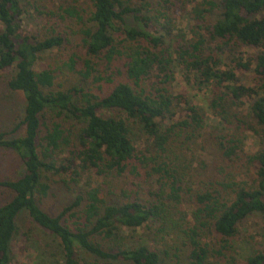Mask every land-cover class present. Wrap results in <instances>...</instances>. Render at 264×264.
<instances>
[{
    "label": "trees",
    "instance_id": "trees-1",
    "mask_svg": "<svg viewBox=\"0 0 264 264\" xmlns=\"http://www.w3.org/2000/svg\"><path fill=\"white\" fill-rule=\"evenodd\" d=\"M28 17L38 34L23 29ZM242 47L259 52L243 58ZM178 66L221 131L172 93ZM0 71L23 98L12 131L23 133L0 131L21 164L0 180V264L37 230L50 238L40 264H164L127 235L139 229L181 236L177 264H264V222L242 233L264 218V0H0ZM49 177L75 188L56 213L42 207Z\"/></svg>",
    "mask_w": 264,
    "mask_h": 264
},
{
    "label": "rangeland",
    "instance_id": "rangeland-1",
    "mask_svg": "<svg viewBox=\"0 0 264 264\" xmlns=\"http://www.w3.org/2000/svg\"><path fill=\"white\" fill-rule=\"evenodd\" d=\"M178 21L179 25L177 28L182 30L186 29V26L189 23L188 18L184 16ZM23 29L25 31L27 30L26 32L34 33L35 35L41 31V27H39L38 22L33 17L26 18ZM258 52L259 51L247 47H242L240 49V55L243 58L251 57L256 55ZM225 64L229 65L228 59L225 60ZM9 73L10 72L4 73L0 71V131L8 133L9 137H14L23 133L22 128L17 133H12L13 129L22 119L23 98L19 94H9L7 88L5 87L4 79H6ZM235 73L240 84H253L252 71H235ZM183 78L184 76L182 74V69L180 66H178L176 69L175 82L171 88L172 93L174 95L179 93L186 94L189 97L191 104L203 109L207 118L208 131H221L224 125L220 123L219 120L214 118L211 114V111H209L207 100L208 94L206 93V90L202 89V91H200L199 88L195 86L193 81L187 82ZM246 106L247 105L238 106V109L245 110ZM143 140L144 136L139 134L136 144L142 142ZM256 146L257 141L251 134H248L245 140V150L248 153H253L256 150ZM203 155H206V153H203ZM206 161L210 162L211 159L207 158ZM20 170L21 164L19 158L11 151L0 149V180L9 177H16L20 173ZM49 183H51L52 189L42 207L50 213H56L59 209L67 205L72 200V198L75 196V188L74 185H71L70 183L60 181L59 177H49ZM91 183L98 186L102 184L101 179L99 178H92ZM2 192L3 191L0 189V204L6 200V196L3 194L4 192ZM263 222L264 218L262 216H255L254 218H251L244 225L242 230L243 235L257 232L258 229L261 228ZM127 235H129L131 238H135L136 240H142L144 244L157 248L165 258L164 264H177L179 259L180 261L184 259L185 248L182 247V239L178 234H170V236L162 238L163 240H161V237L159 238L155 236L154 232L147 231L146 229H139L136 231V233L130 232ZM31 238L32 241H29L28 243L22 242L21 237H17V239L13 242V261L11 264H40V260H38L37 257V245L43 248L44 244L48 242L50 238L47 235L39 232V230H37L35 233L33 232ZM237 248L240 257L244 259L247 256V247L245 244L238 243Z\"/></svg>",
    "mask_w": 264,
    "mask_h": 264
}]
</instances>
